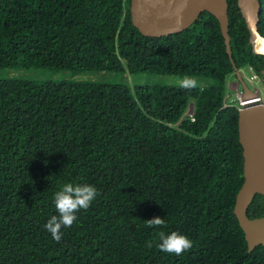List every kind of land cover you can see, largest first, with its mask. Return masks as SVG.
<instances>
[{
    "label": "trees",
    "instance_id": "obj_1",
    "mask_svg": "<svg viewBox=\"0 0 264 264\" xmlns=\"http://www.w3.org/2000/svg\"><path fill=\"white\" fill-rule=\"evenodd\" d=\"M227 1L231 56L209 12L183 32L150 37L133 25L131 0H0V71L212 81L186 90L0 77V264H264V246L249 251L234 213L244 158L238 104L228 101L232 59L263 76L264 56L238 1ZM68 183L98 195L57 242L44 225ZM157 216L165 227L149 228ZM248 216L264 217V196ZM159 231L193 246L162 252Z\"/></svg>",
    "mask_w": 264,
    "mask_h": 264
},
{
    "label": "water",
    "instance_id": "obj_2",
    "mask_svg": "<svg viewBox=\"0 0 264 264\" xmlns=\"http://www.w3.org/2000/svg\"><path fill=\"white\" fill-rule=\"evenodd\" d=\"M242 16L251 32L254 52L264 56V36L258 24L261 14L260 0H237ZM133 25L150 37H164L187 30L202 13L213 14L221 25L228 54L231 56L229 35V4L227 0H131ZM232 59V57H231ZM236 75L243 90V100L260 99ZM239 141L243 148L244 183L237 194L234 213L245 233L249 251L264 246V217L251 219L248 211L257 195L264 196V96L261 101L239 110Z\"/></svg>",
    "mask_w": 264,
    "mask_h": 264
},
{
    "label": "rangeland",
    "instance_id": "obj_3",
    "mask_svg": "<svg viewBox=\"0 0 264 264\" xmlns=\"http://www.w3.org/2000/svg\"><path fill=\"white\" fill-rule=\"evenodd\" d=\"M243 80L247 86L253 90L257 89L260 94L264 95V73L263 76L257 75L250 68L239 70ZM236 74V73H235ZM237 76V75H236ZM0 77L4 78H21L28 81L37 83L45 82H61V81H93L97 83H114L120 82L128 85H144V86H172L180 85L179 82L182 78L174 75H151V74H138L129 75L128 73H111V72H84L75 74L68 70H52L46 68H14L9 70L0 71ZM197 81V87L202 88L211 84V80H204L202 78H194ZM228 101L237 103V97L243 93L242 87L238 77H234L229 81ZM193 110V104L190 105L187 111Z\"/></svg>",
    "mask_w": 264,
    "mask_h": 264
},
{
    "label": "clouds",
    "instance_id": "obj_4",
    "mask_svg": "<svg viewBox=\"0 0 264 264\" xmlns=\"http://www.w3.org/2000/svg\"><path fill=\"white\" fill-rule=\"evenodd\" d=\"M179 84L182 89L186 90L197 87V81L188 76L182 78ZM97 195L96 188L88 184L73 185L68 183L63 185L54 195V204L58 215H53L44 225L52 239L59 242L62 238V227H71L77 220L76 213L80 210H87ZM146 223L149 228L154 229H162L166 224L165 220L159 216L146 220ZM157 235L160 240L157 247L165 253L181 255L193 246L192 241L187 236L176 232L166 235L163 231H159ZM146 246L151 247V242Z\"/></svg>",
    "mask_w": 264,
    "mask_h": 264
},
{
    "label": "built area",
    "instance_id": "obj_5",
    "mask_svg": "<svg viewBox=\"0 0 264 264\" xmlns=\"http://www.w3.org/2000/svg\"><path fill=\"white\" fill-rule=\"evenodd\" d=\"M255 76L257 77V75L255 74ZM253 91L255 92V94H258V95H260L261 96V98L258 100V99H252L251 101H245L244 102V100H243V94L241 93L240 95H238V97H237V104H238V108H239V110L240 109H242V108H244V107H246V106H248V105H250V104H255V103H257V102H259V101H261L262 100V95L260 94V92L257 90V89H253ZM234 104H236V103H234ZM193 114H194V112H193V110H191V112H189V116L192 118V120L194 121V118H193Z\"/></svg>",
    "mask_w": 264,
    "mask_h": 264
},
{
    "label": "flooded vegetation",
    "instance_id": "obj_6",
    "mask_svg": "<svg viewBox=\"0 0 264 264\" xmlns=\"http://www.w3.org/2000/svg\"><path fill=\"white\" fill-rule=\"evenodd\" d=\"M264 96V95H263Z\"/></svg>",
    "mask_w": 264,
    "mask_h": 264
}]
</instances>
